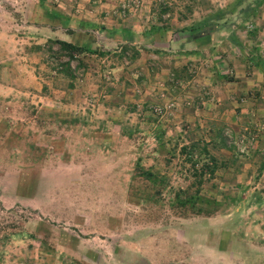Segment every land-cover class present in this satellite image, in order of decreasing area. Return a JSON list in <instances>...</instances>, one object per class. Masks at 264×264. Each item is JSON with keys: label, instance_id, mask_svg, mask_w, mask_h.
Returning a JSON list of instances; mask_svg holds the SVG:
<instances>
[{"label": "rangeland", "instance_id": "374dc122", "mask_svg": "<svg viewBox=\"0 0 264 264\" xmlns=\"http://www.w3.org/2000/svg\"><path fill=\"white\" fill-rule=\"evenodd\" d=\"M142 1L0 0V264H264V0Z\"/></svg>", "mask_w": 264, "mask_h": 264}, {"label": "crops", "instance_id": "0c3cea01", "mask_svg": "<svg viewBox=\"0 0 264 264\" xmlns=\"http://www.w3.org/2000/svg\"><path fill=\"white\" fill-rule=\"evenodd\" d=\"M142 2L144 3L145 0H143ZM104 7L105 9H102L100 15L101 18L99 20L96 16L95 19L86 16H79L76 18V20L78 21H73V28H75L77 32L88 34V36L91 37L92 40H94V42H91V40L88 39V42L90 44L92 43V45L94 46H104L106 48L109 45L118 46L120 44H134L137 42H151L152 44L157 45L160 39L159 34H165L162 29L154 30L155 27L150 28L148 31L146 28L149 26V24L147 23L148 21H145V19L144 21L142 19L139 23L137 21V23L135 21H132L130 23L129 19L124 20L121 19L120 16L116 15L117 11L114 10L115 6H111L108 4ZM146 8L147 7L144 5V11ZM138 15L141 14L138 13ZM150 18L151 24H154V22L152 21L153 16L150 15ZM80 33H77V44H85V40H81L79 38ZM183 33H186V31H184ZM82 38L84 39V37ZM185 55L191 57L194 54L188 55L187 53H185Z\"/></svg>", "mask_w": 264, "mask_h": 264}, {"label": "trees", "instance_id": "16d2710c", "mask_svg": "<svg viewBox=\"0 0 264 264\" xmlns=\"http://www.w3.org/2000/svg\"><path fill=\"white\" fill-rule=\"evenodd\" d=\"M154 30H156V29H154ZM46 46H47L48 50H52L54 47H56L58 54H60V56L62 55V58L66 57L68 59V62L60 63L59 69H61V72H63V74L72 78L74 74H73V71L71 70L70 62L75 60V61L81 63L78 56L80 54L84 53L85 50L82 49L81 47H78V46L72 44V43L62 41L60 39L48 40L46 42ZM127 48H128L127 46L122 47V49H124V50H126ZM197 145L198 144H193L191 146V148L196 149ZM197 154L198 155L195 159L196 161L193 163L194 173L199 174V175H196V177L198 178V176H200V178H201L206 172L213 175L217 169V160L214 157H212L208 153L207 149H205V148L198 151ZM198 164H201V167L199 169H196V167L199 166ZM193 200H195V199H193Z\"/></svg>", "mask_w": 264, "mask_h": 264}]
</instances>
